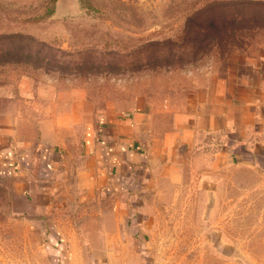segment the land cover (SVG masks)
Segmentation results:
<instances>
[{"label":"rangeland","instance_id":"1","mask_svg":"<svg viewBox=\"0 0 264 264\" xmlns=\"http://www.w3.org/2000/svg\"><path fill=\"white\" fill-rule=\"evenodd\" d=\"M186 26L200 39L182 41ZM228 30L233 39L208 38ZM14 32L80 51L83 66L76 55L63 69L0 64V106L14 96L44 103L53 91L69 92L96 110L140 106L162 131L206 78L264 57V0H0V33ZM21 130V138L30 133ZM210 154L204 138L158 170L139 211L151 232L139 242L114 239L120 216L106 197L57 188L53 201L64 208L35 215L15 208L11 181L0 177V264H264L262 195L238 167H217ZM58 231L77 235L62 255L50 239Z\"/></svg>","mask_w":264,"mask_h":264},{"label":"crops","instance_id":"2","mask_svg":"<svg viewBox=\"0 0 264 264\" xmlns=\"http://www.w3.org/2000/svg\"><path fill=\"white\" fill-rule=\"evenodd\" d=\"M21 101L14 96L0 106V177L11 181L20 212L39 215L64 208V202L53 201L57 188L80 199L103 196L120 216L114 239L139 242L151 232L149 217L139 211L155 192L149 187L158 170L183 161L204 138L217 167H238L242 182H253L264 209L263 56L206 78L192 102L175 110L162 131L140 106L96 110L81 94L75 98L54 91L44 103L39 96ZM23 126L30 133L21 138ZM76 237L58 231L50 239L62 255L67 240ZM117 252L108 248L106 255Z\"/></svg>","mask_w":264,"mask_h":264},{"label":"trees","instance_id":"3","mask_svg":"<svg viewBox=\"0 0 264 264\" xmlns=\"http://www.w3.org/2000/svg\"><path fill=\"white\" fill-rule=\"evenodd\" d=\"M215 32L216 35H213V33L208 38L213 39V37H215L218 43L221 41V39L226 37L228 40L229 37H232L235 34V31L233 32L232 30L224 31L223 34H218V31ZM191 33L192 30L186 26L184 28V32L182 33V41H189L193 38H196V41L200 39L197 37L196 33ZM205 40L206 38L203 37L201 40H199V43H203ZM166 42L171 44L172 41ZM196 50L197 48H195L194 51ZM75 55L79 60L76 65H79V67L83 66L81 63L83 60L81 56L82 52L80 51L76 53H67L60 48L48 46L46 43L38 41L31 35L22 34L19 32L0 33V64H28L36 68L41 67L47 70L63 69L70 66L71 60L75 57Z\"/></svg>","mask_w":264,"mask_h":264}]
</instances>
